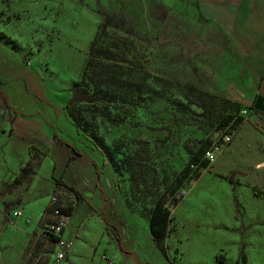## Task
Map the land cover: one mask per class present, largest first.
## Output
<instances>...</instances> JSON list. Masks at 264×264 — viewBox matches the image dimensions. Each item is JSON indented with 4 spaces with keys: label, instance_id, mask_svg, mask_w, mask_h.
Returning <instances> with one entry per match:
<instances>
[{
    "label": "rangeland",
    "instance_id": "rangeland-1",
    "mask_svg": "<svg viewBox=\"0 0 264 264\" xmlns=\"http://www.w3.org/2000/svg\"><path fill=\"white\" fill-rule=\"evenodd\" d=\"M154 2L0 0V40L9 45L2 44L0 55L18 63L21 53L48 92L73 101L81 99L80 88L119 119L111 122L85 103L64 107L89 120L102 144L84 132L86 143L99 152L106 147L115 187L140 223L202 140L210 142L209 166L189 173L177 190L178 204L170 198L166 203L172 217L161 243L166 255L147 232L134 254L124 244L119 251L105 248L106 264H235L241 249L243 264H264V120L250 115L246 103L256 82L210 19L176 3L165 5L166 19L158 21L148 13ZM101 10L124 14L146 39L113 27L100 34ZM107 38L120 48L107 46ZM221 98L241 105L244 121L231 131L216 128ZM42 159L27 162V172L21 167L12 173L0 157V264L59 263L50 236L54 210L67 214L78 200L59 177L52 180L57 189L42 215L27 211L47 196L41 185L32 188ZM94 200L97 207L101 199ZM18 208L28 213L29 223L13 221ZM86 213L78 205L71 218L78 222Z\"/></svg>",
    "mask_w": 264,
    "mask_h": 264
},
{
    "label": "crops",
    "instance_id": "crops-1",
    "mask_svg": "<svg viewBox=\"0 0 264 264\" xmlns=\"http://www.w3.org/2000/svg\"><path fill=\"white\" fill-rule=\"evenodd\" d=\"M155 1L168 6L186 3L192 7L194 15L210 19L220 28L238 56L246 60L250 81L256 82L251 99L246 102L249 114L256 119L252 111L264 114V0ZM2 44L9 47L0 40V49L4 48ZM17 53L18 63L8 55H0V157L10 172L19 173L21 167L32 161L31 146L45 152L37 156L43 159L32 188L41 185L47 196L26 207L35 217L42 215L49 195L55 193L54 179L61 177L65 185L81 194V198L76 197L74 209L62 213L66 228L61 236L72 239L73 243L66 259L56 264H106L101 258L103 250L117 246L119 251L123 244L131 248L132 254L136 253L140 250L141 236L149 232L150 217L144 224L140 223L138 215L127 207L125 198L115 187L114 169L101 152L86 143L88 136L78 130L65 111L70 98L48 92L31 65ZM71 146L79 154H74ZM59 151L61 158L56 154ZM95 198L101 199L97 207L93 206ZM78 205L87 208V213L76 222L71 217ZM50 218L53 217L47 216L46 222H51ZM20 222L25 223L22 219L18 220ZM116 235L120 236L121 245L114 244Z\"/></svg>",
    "mask_w": 264,
    "mask_h": 264
},
{
    "label": "trees",
    "instance_id": "trees-1",
    "mask_svg": "<svg viewBox=\"0 0 264 264\" xmlns=\"http://www.w3.org/2000/svg\"><path fill=\"white\" fill-rule=\"evenodd\" d=\"M167 11L168 10L166 6L162 2L155 1L150 6L148 13L151 18L158 20V21L160 20L164 21L167 16ZM99 14L102 17V23L98 26V29H99L98 32L100 31V34L101 32H103V30L106 27H113L116 30H120L127 34H130V36L139 37L140 39H146L144 36L139 34V32L136 31L132 27L133 25L130 23V20L124 14L109 12L105 10H101ZM100 34L96 35L95 40H97V38L99 39V37L101 36ZM105 44L107 46H113L116 48H120V45L116 43L114 39L107 38V41L105 40ZM75 89H78L80 93L82 94L81 99L73 100V101L70 100L69 104H79V103L88 104V106L90 105L89 108L91 110L100 112L101 114L105 115L109 120H111V122L119 121V119H115L114 117H112L106 108L101 107L100 105L96 104L97 102L100 101L99 97H96V95L92 96L90 94H87L81 91L80 88H75ZM240 109H241V105L239 102L221 98L220 109H218V112H219L218 113L219 117L217 121L218 125L216 128L223 129V130L227 128L229 131H231L235 129L237 126L241 125L244 121V118L240 115ZM252 112L257 116V118L264 120L263 113L255 112V111H252ZM69 115L73 119V122L79 131L86 132L88 136H90L96 141V143L100 145L102 144V142H100L95 136H93V133L90 131L91 125L88 119L82 116L79 112L76 113L74 111H71ZM209 147H210V142H208L206 139L202 140L199 147L194 152H192L191 155L188 157L187 164L184 170L181 172V174L174 178V181L165 188L164 192L158 197L156 202L153 204V207L150 213V219H149V232L151 234L150 236H151L152 241H154L156 245L161 249L160 252H162L163 255H166V254L164 252L165 250L161 247V243L164 242L167 235H169L170 220L172 219L171 211L166 203L168 202V199L170 198L172 201L171 204L173 206L178 204L179 199H177V190L183 186L189 173L193 172L194 170L197 171L205 167L207 168L209 166V161L205 157ZM71 148L74 154H79L78 150L75 147L71 146ZM105 149L106 147L103 149H100V152L106 160L107 158L105 154L107 151L105 152ZM29 154H30V160H33L39 154L45 155V152L40 151L35 146H31ZM22 170H25L27 172L28 170L27 166L22 167ZM64 186L67 187L69 190H71L76 195L77 198H81V194L76 189H74L73 187L67 186L65 184ZM261 197L264 198V194H262ZM235 201L237 204L236 206L238 207V201L236 198H235ZM106 229L108 231V234H110L108 228ZM50 236L55 242L57 237L51 234ZM115 239L119 242V245H121L120 236L116 235ZM243 253L244 252L241 249L238 253V259L235 264L245 263L246 257Z\"/></svg>",
    "mask_w": 264,
    "mask_h": 264
},
{
    "label": "built area",
    "instance_id": "built-area-1",
    "mask_svg": "<svg viewBox=\"0 0 264 264\" xmlns=\"http://www.w3.org/2000/svg\"><path fill=\"white\" fill-rule=\"evenodd\" d=\"M229 140H230V137H227V141H229ZM206 157L209 158L210 161L213 160L212 159L213 156L209 155V153H208V156H206ZM54 214L57 217V221L55 224H53L51 226L50 234L57 237L56 241L54 242V244L56 246L55 251H54V259L56 262L60 263V262L64 261L68 255L69 249L71 248V239L61 236V232H63V225H66V222L61 217L62 216L61 211L56 209V210H54ZM12 219L15 222L18 220H21V219L24 222H28V223L30 221L29 217L20 208L16 209L13 212ZM102 258L104 260H107V257L105 255H103Z\"/></svg>",
    "mask_w": 264,
    "mask_h": 264
},
{
    "label": "bare ground",
    "instance_id": "bare-ground-1",
    "mask_svg": "<svg viewBox=\"0 0 264 264\" xmlns=\"http://www.w3.org/2000/svg\"><path fill=\"white\" fill-rule=\"evenodd\" d=\"M65 227V225H63V228Z\"/></svg>",
    "mask_w": 264,
    "mask_h": 264
}]
</instances>
